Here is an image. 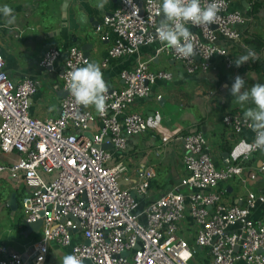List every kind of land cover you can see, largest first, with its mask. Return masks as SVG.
Segmentation results:
<instances>
[{"label": "built area", "instance_id": "built-area-1", "mask_svg": "<svg viewBox=\"0 0 264 264\" xmlns=\"http://www.w3.org/2000/svg\"><path fill=\"white\" fill-rule=\"evenodd\" d=\"M231 1L200 0L202 7L215 2L219 11L213 28L186 25L196 55L184 59L158 40L161 0H116L101 21L102 28L114 36L99 65L156 40V54L165 53L187 73L206 71L213 67L214 57L225 53L216 44L217 35L235 41L241 38L237 25L247 17L230 9ZM99 38L105 39V33ZM59 56V48L49 46L38 64L50 67ZM88 62L79 47L70 45L65 50L64 95L54 118L29 115L28 99L36 89L35 81L24 77L14 83L0 67V151L17 154L13 161H0V174L22 184L20 220H39L40 231L22 251L0 243V264H43L50 243L69 246L65 255L87 258L91 264H195V248L203 251L201 264H264V218L250 216L264 203V196L248 190L240 204L229 203L223 200L222 190L215 188L242 175L244 162L255 151L215 166L203 135L199 131L183 133L179 137L184 175L157 197L148 198L153 166L127 168L116 157L127 138L146 127L143 117L126 107L134 97L147 96L156 79H167L169 73L151 71L147 60L137 58L130 69L119 71L122 85L108 89L106 111L101 115L76 104L67 89L72 68ZM223 65L231 69L234 79L237 73L232 60L226 58ZM95 120L97 129L85 135ZM221 120L234 133L249 127L237 111H226ZM254 138L255 133L248 144ZM107 142L110 147L102 148ZM263 172L264 162L243 179L258 178ZM121 179L127 183L122 184Z\"/></svg>", "mask_w": 264, "mask_h": 264}, {"label": "crops", "instance_id": "crops-1", "mask_svg": "<svg viewBox=\"0 0 264 264\" xmlns=\"http://www.w3.org/2000/svg\"><path fill=\"white\" fill-rule=\"evenodd\" d=\"M100 2L102 0H0V6L9 5L16 17L13 24L7 25L0 14V55L3 68L14 83L24 77L36 83V89L28 99L29 115L37 118H54L57 115L59 100L64 95L61 73L62 58L67 47H79L90 62L98 64L106 56V49L114 35L105 27L102 28L101 21L114 8L116 0H107L102 9L96 6ZM257 2L260 5L258 11L249 14L247 10L251 0L231 1L229 8L239 10L247 17L243 24L237 25L241 38L235 41L217 35L216 44L226 54L214 57L213 67L206 71L187 73L179 62L165 53L156 54L154 50L159 44L156 40L140 46L134 53L108 58L105 66H100L108 89L122 85L119 71L130 69L137 58L147 60L151 71L169 73L167 79H156L147 96L134 97L126 107L127 111L138 112L146 127L143 132L130 135L125 148L116 157L127 168L141 164L153 166L154 176L150 180L148 198L157 197L185 173L181 161L182 139L179 135L199 131L205 138L207 152L215 166L223 165L224 160L234 161L238 156L234 152H241L245 142L249 143L254 133L250 127L234 133L231 126L221 120L226 111H237L243 115L246 108L254 107L251 101L243 106L235 102L230 94L234 81L231 69L223 64L226 58L233 63L237 57L252 51L256 55L255 60L240 67L233 63L237 75L245 80L242 91L256 83H264V0ZM100 33H105V39L99 38ZM247 34L260 37L262 46L254 47L247 41L250 37ZM52 45L59 48L60 56L52 66H40L38 61L42 52ZM254 62L259 63L260 68L241 70L242 66L250 67ZM53 107L54 110L50 111ZM89 109L95 111L94 106H89ZM97 127L98 122L95 120L84 134L91 135ZM15 159V152L4 154L0 151L1 162ZM263 162L264 152L255 151L244 162L242 175L218 183L215 188L222 190L223 200L240 204L248 190L264 196V172L259 173L258 178L243 179L244 174L256 170ZM120 182L127 183L122 179ZM23 191L20 182L0 174V207H4L12 216L15 211L20 216L19 207L11 211L5 200L10 192H14L15 201H18ZM250 216L254 219L264 218V203L257 205ZM39 235V228L28 231L23 225L16 238L8 240V244L3 241L0 243L11 250L22 251ZM68 248L50 243L43 264H61ZM203 261L201 259L197 264ZM235 264L246 263L238 261Z\"/></svg>", "mask_w": 264, "mask_h": 264}, {"label": "clouds", "instance_id": "clouds-1", "mask_svg": "<svg viewBox=\"0 0 264 264\" xmlns=\"http://www.w3.org/2000/svg\"><path fill=\"white\" fill-rule=\"evenodd\" d=\"M106 3L107 0H102L96 6L102 9ZM160 11L164 14V18L156 29L159 42L168 49L175 50L181 58L189 59L196 55V48L191 42L192 32L186 25L191 23L194 26L209 27L215 23L219 8L215 2L202 7L200 0H162ZM0 14L5 18L7 25L15 22V14L9 5L0 6ZM255 59V53L248 51L237 57L233 63L236 67H240ZM68 75L67 89L75 103L84 107L94 106L96 112L102 115L107 107L108 86L100 65L94 61L88 62L84 66L73 67ZM244 86L245 80L237 75L230 87V94L241 106L249 101L254 105L246 108L243 116L255 133V138L251 144L245 142L246 152L241 153L237 150L234 155H250L256 150L264 152V83H256L250 89L242 91ZM49 110H54V107ZM61 264H83V258L73 254L64 255Z\"/></svg>", "mask_w": 264, "mask_h": 264}, {"label": "trees", "instance_id": "trees-1", "mask_svg": "<svg viewBox=\"0 0 264 264\" xmlns=\"http://www.w3.org/2000/svg\"><path fill=\"white\" fill-rule=\"evenodd\" d=\"M259 3L257 2V0H251V5H249V9L247 10L248 11V13L250 14H252V13H254V12H257L258 11V9H259ZM247 35H249L250 37H249V39L247 40L248 42H250L254 47H261L262 46V39L260 38V37H258L257 35H253V34H247ZM245 68H253V69H258V68H260V64L259 63H257V62H254V63H252V65L250 66V67H245V66H242V68H241V70L242 69H245ZM151 180V179H150ZM150 180H149V186H150V184H151V182H150ZM16 203H17V207H19V203H18V201L16 200ZM12 224V227L14 228V229H16V231H18V233L20 234V230H22V227H23V223H22V221L20 220V216H17L14 220H13V222L11 223ZM188 242H191V240L190 239H188ZM202 253V251L201 250H199V249H194V253H193V255H194V259H195V264H197L198 263V261L199 260H201V259H204L205 260V257L201 254ZM201 264V263H200Z\"/></svg>", "mask_w": 264, "mask_h": 264}, {"label": "rangeland", "instance_id": "rangeland-1", "mask_svg": "<svg viewBox=\"0 0 264 264\" xmlns=\"http://www.w3.org/2000/svg\"><path fill=\"white\" fill-rule=\"evenodd\" d=\"M124 161H126L124 159ZM18 216V213L15 211L13 216L6 212L4 207H0V242L8 244V240L16 238L17 231L12 227L13 220ZM188 240V239H187Z\"/></svg>", "mask_w": 264, "mask_h": 264}, {"label": "water", "instance_id": "water-1", "mask_svg": "<svg viewBox=\"0 0 264 264\" xmlns=\"http://www.w3.org/2000/svg\"><path fill=\"white\" fill-rule=\"evenodd\" d=\"M164 18V14H162L160 17H159V20H162ZM210 27H214L213 24L210 25ZM84 55H86L85 52H83ZM262 67L264 68V65H262ZM102 148H109L110 147V143L107 142V143H103ZM5 203L6 205L8 206V208L11 210V211H14L17 207V203L15 201V196H14V192H10V194L8 195L7 199L5 200ZM23 225L25 226V229L26 230H37L38 227H39V220H36V221H32V222H22ZM74 231V229H73ZM83 264H91L90 261L87 259V258H84L83 259Z\"/></svg>", "mask_w": 264, "mask_h": 264}]
</instances>
